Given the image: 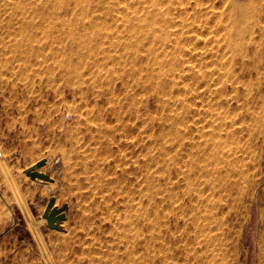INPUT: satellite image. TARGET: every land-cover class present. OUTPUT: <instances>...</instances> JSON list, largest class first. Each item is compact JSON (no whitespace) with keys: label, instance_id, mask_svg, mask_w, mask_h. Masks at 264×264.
Segmentation results:
<instances>
[{"label":"rangeland","instance_id":"rangeland-1","mask_svg":"<svg viewBox=\"0 0 264 264\" xmlns=\"http://www.w3.org/2000/svg\"><path fill=\"white\" fill-rule=\"evenodd\" d=\"M5 1L0 264H264V0Z\"/></svg>","mask_w":264,"mask_h":264},{"label":"bare ground","instance_id":"bare-ground-1","mask_svg":"<svg viewBox=\"0 0 264 264\" xmlns=\"http://www.w3.org/2000/svg\"><path fill=\"white\" fill-rule=\"evenodd\" d=\"M6 1L8 2V0H6ZM6 1H5V2H6ZM18 1H19V0H18ZM21 1H22V0H21ZM24 1H25V0H24ZM28 1H29V0H28ZM32 1H34V0H32ZM38 1H39V0H38ZM38 1L35 0V3L37 4ZM52 1H53V0H51V2H52ZM64 1H65V0H64ZM66 1H67V0H66ZM70 1H73V2L75 1V5H76V3H77V0H70ZM152 1H153V0H152ZM154 1H155V0H154ZM156 1H157V0H156ZM156 1H155V2H156ZM7 2H6V4H7ZM10 2H12V1H10ZM15 2H16V1H14V3L12 2L11 4L13 5V4H15ZM40 2H41V0H40ZM43 2H44V1L41 2L42 5L45 4L46 0H45L44 3H43ZM54 2H55V1H54ZM57 2L59 3V1H57ZM62 2H63V1H62ZM73 2H72V3H73ZM159 2H160V1H159ZM19 3L22 4L23 2H19ZM19 3H18V4H19ZM25 3H27V2H25ZM46 3H48V2H46ZM49 3H50V2H49ZM68 3H69V2H68ZM72 3H71V4H72ZM152 3H153V2H152ZM161 3H162V2H161ZM8 4H9V2H8ZM8 4L6 5L7 7L10 6V5L8 6ZM29 4L31 5V3H28V5H29ZM32 4L34 5V3H32ZM36 4H35V6H38V4H37V5H36ZM52 4H53V3H52ZM61 4H62V3H61ZM64 4L67 5L66 2H64ZM71 4L69 3V6H70ZM153 4H154V3H153ZM153 4H152V5H153ZM156 4H158V3L156 2ZM164 4H165V3H164ZM22 5H23V9H24V7H25L24 5H25V4H22ZM22 5H20V6H22ZM39 5H40V4H39ZM45 5H46V4H45ZM50 5H51V4H50ZM54 5H55V4H53V8L51 7V11H52V9H55L56 5H55V6H54ZM66 5H65V6H66ZM154 5H155V4H154ZM158 5H159V4H158ZM162 5H163V4H162ZM14 6H15V5H14ZM18 6H19V5H18ZM18 6H17V7H18ZM26 6H27V4H26ZM31 6H32V5H31ZM47 6H48V5H47ZM47 6H45V7H47ZM51 6H52V5H51ZM58 6H59V5H58ZM62 6H63V4H62ZM62 6L60 5V7H62ZM11 7H12V6H11ZM15 7H16V6H15ZM17 7H16V8H17ZM27 7H28V6H27ZM60 7H59V8H60ZM21 8H22V7H21ZM42 8H43V7H42ZM18 9H19V8H18ZM35 9H37L38 12H40L39 9H38V7L35 8ZM45 9H46V8H45ZM45 9H42V10L44 11ZM49 9H50V8H49ZM57 9H58V8H57ZM57 9H55V10L57 11ZM47 10H48V9H47ZM47 10H45V11H47ZM55 10H54V11H55ZM21 11H22V10H21ZM48 11H49V10H48ZM41 13H42V15L44 14V12H41ZM45 13H46V12H45ZM51 13H53V11H52ZM36 14H37V13H36ZM42 15H40V17H37V16H36V18H39V19L42 18V17L44 16V15H43V16H42ZM50 15H51V14H50ZM38 16H39V15H38ZM46 16H47V15H46ZM46 16H45V17H46ZM48 16H49V14H48ZM49 17H51V16H49ZM43 18H44V17H43ZM44 19H45V20H47V19L49 20V18H47V19L44 18ZM52 19L54 20V16H53ZM45 20H44V21H45ZM48 20H47V21H48ZM50 20H51V18H50ZM47 21H46V22H47ZM54 21H55V20H54ZM54 21H53V22H54ZM51 23H52V22H51ZM55 23H56V22H54V24H55ZM214 171H215V170H214ZM206 177H207V176H206ZM200 182H201V181H200ZM205 248H206V247H205Z\"/></svg>","mask_w":264,"mask_h":264}]
</instances>
